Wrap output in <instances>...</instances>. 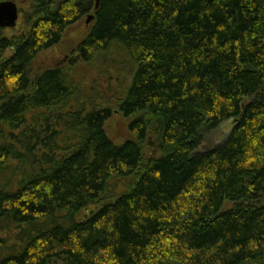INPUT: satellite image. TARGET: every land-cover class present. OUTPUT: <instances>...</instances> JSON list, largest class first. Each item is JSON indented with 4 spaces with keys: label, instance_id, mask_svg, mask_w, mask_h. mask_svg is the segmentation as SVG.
I'll return each mask as SVG.
<instances>
[{
    "label": "trees",
    "instance_id": "obj_1",
    "mask_svg": "<svg viewBox=\"0 0 264 264\" xmlns=\"http://www.w3.org/2000/svg\"><path fill=\"white\" fill-rule=\"evenodd\" d=\"M95 4L0 29V264H264V0ZM90 13L76 66L35 73Z\"/></svg>",
    "mask_w": 264,
    "mask_h": 264
},
{
    "label": "rangeland",
    "instance_id": "obj_2",
    "mask_svg": "<svg viewBox=\"0 0 264 264\" xmlns=\"http://www.w3.org/2000/svg\"><path fill=\"white\" fill-rule=\"evenodd\" d=\"M2 1H9V0H2ZM12 1H14L18 5L20 15L17 21V25L13 29L10 28L6 30L3 34V36L8 37L10 41H14L20 38L23 34L27 32V27L24 23L28 12L31 11L30 4L32 0H12ZM93 14L94 13H90L88 14V16ZM87 19H88L87 15L84 16L80 20V22L74 24L68 31H66L64 39L58 45L41 52L36 57V61L34 65L35 73L36 72L40 73L41 71L49 67L67 66L70 64L73 65L75 61L77 63V60H81V55L78 52V46L80 44V41H82L86 37V35L88 34L89 30L93 25V21L87 23ZM13 54H14V50L8 49L4 55V60L10 59L13 56ZM74 66L76 65H73L71 67ZM233 127H234L233 121L226 120L223 123H221L217 128L210 131L207 135L209 136L208 139H205L203 141L204 144H206L204 146V149L223 144L230 136ZM114 133L117 132L114 131ZM113 135L116 137L115 134ZM199 151H201V147L199 148Z\"/></svg>",
    "mask_w": 264,
    "mask_h": 264
},
{
    "label": "water",
    "instance_id": "obj_3",
    "mask_svg": "<svg viewBox=\"0 0 264 264\" xmlns=\"http://www.w3.org/2000/svg\"><path fill=\"white\" fill-rule=\"evenodd\" d=\"M101 0H96L95 9L98 10ZM95 14L89 15L87 23L95 20ZM19 19L18 5L12 1L0 2V28H14L17 25ZM249 102V101H247Z\"/></svg>",
    "mask_w": 264,
    "mask_h": 264
},
{
    "label": "flooded vegetation",
    "instance_id": "obj_4",
    "mask_svg": "<svg viewBox=\"0 0 264 264\" xmlns=\"http://www.w3.org/2000/svg\"><path fill=\"white\" fill-rule=\"evenodd\" d=\"M18 8H19V7H18ZM19 15H20V11H19ZM87 17H88V15H87ZM0 29L6 31V30H8V29H10V28H0ZM12 29H13V28H12Z\"/></svg>",
    "mask_w": 264,
    "mask_h": 264
}]
</instances>
